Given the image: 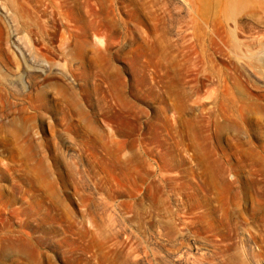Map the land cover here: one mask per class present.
Here are the masks:
<instances>
[{
    "label": "rangeland",
    "instance_id": "rangeland-1",
    "mask_svg": "<svg viewBox=\"0 0 264 264\" xmlns=\"http://www.w3.org/2000/svg\"><path fill=\"white\" fill-rule=\"evenodd\" d=\"M0 264H264V0H0Z\"/></svg>",
    "mask_w": 264,
    "mask_h": 264
}]
</instances>
